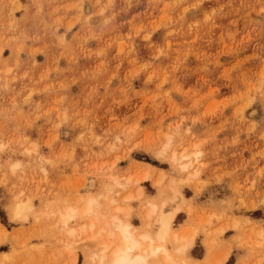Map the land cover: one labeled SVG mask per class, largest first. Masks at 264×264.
I'll use <instances>...</instances> for the list:
<instances>
[{"label":"rangeland","instance_id":"obj_1","mask_svg":"<svg viewBox=\"0 0 264 264\" xmlns=\"http://www.w3.org/2000/svg\"><path fill=\"white\" fill-rule=\"evenodd\" d=\"M162 201L179 264H264V0H0V264H95Z\"/></svg>","mask_w":264,"mask_h":264},{"label":"bare ground","instance_id":"obj_2","mask_svg":"<svg viewBox=\"0 0 264 264\" xmlns=\"http://www.w3.org/2000/svg\"><path fill=\"white\" fill-rule=\"evenodd\" d=\"M196 155L198 154L195 153V158ZM172 156L174 157V155ZM186 167L187 165L181 166L182 169ZM160 172L162 173V171ZM151 173L152 168L147 166L143 173H141L142 177L140 175V181L149 179ZM159 181L156 180L153 184L158 185ZM93 186L94 182L90 180L86 188L90 189L93 188ZM141 190V187H139L140 192H142ZM175 192L174 199H182V197L177 194L176 189ZM127 199L133 198L130 196V198L128 197ZM172 202L174 203V200ZM147 204L148 209L145 214V219L146 222H148L149 219L154 217L155 224L153 229H151L150 225L146 222L139 227L131 225L126 221L127 219L119 215L120 213H127L125 211L128 210L118 207L114 209L113 213L106 219L103 228L97 230L96 234H91L89 236L91 240H98L103 234L105 239L100 250L97 251L95 255L91 256L95 264H179L176 259L177 254L187 253L188 249L191 247V243L193 242L192 237L195 233L191 235L192 239L188 238L185 240V238L178 237V233L172 231L171 223L177 212L174 209L179 208L175 207L173 211H171L172 213H166L164 211L165 202L163 201L160 205H156L152 202ZM95 205H98L96 200L87 198V204L82 209L81 215L84 216L91 213ZM16 209L17 210L14 211L15 217L20 218L24 208L20 206ZM63 212L64 213L60 215V224L62 226H66L71 219L77 217L76 210L73 208H65ZM94 216L96 219L99 217L97 213H95ZM94 227L95 224L91 223L87 229H82V231H92ZM68 232L70 235H74L73 233H75V230L69 229ZM180 240L184 242H182V245H179ZM169 245H174V250H170Z\"/></svg>","mask_w":264,"mask_h":264}]
</instances>
